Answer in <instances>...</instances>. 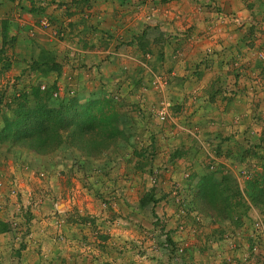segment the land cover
Instances as JSON below:
<instances>
[{"label": "rangeland", "instance_id": "374dc122", "mask_svg": "<svg viewBox=\"0 0 264 264\" xmlns=\"http://www.w3.org/2000/svg\"><path fill=\"white\" fill-rule=\"evenodd\" d=\"M142 1L128 5L129 18L142 17L127 19L126 36L82 33L83 49L64 57L27 30L21 82L0 78V132L45 90L54 105L109 102L120 132L94 156L68 143L40 155L0 142V264H264V241L252 249L264 199L255 205L246 187L264 188V5L253 19L241 14L255 7L247 1L163 11ZM209 11L219 21L203 20ZM222 30L246 44L226 64L218 55L234 37ZM238 84L245 94L231 102Z\"/></svg>", "mask_w": 264, "mask_h": 264}, {"label": "crops", "instance_id": "0c3cea01", "mask_svg": "<svg viewBox=\"0 0 264 264\" xmlns=\"http://www.w3.org/2000/svg\"><path fill=\"white\" fill-rule=\"evenodd\" d=\"M154 1L155 7L159 8L158 11H163L165 9L164 7L166 6L167 8H172L173 5L181 6V4L183 5L185 3V0ZM201 1L202 3L200 5L204 3L211 7L209 10H212L215 6L218 7L220 3L231 4V6L235 5L238 7L240 5V1H247L250 5H255V7L252 10L248 9V14L245 11H242L241 14H246V17L249 16L253 19H260L258 14L261 12V6L264 5V0H228L232 1L231 3H227V0ZM142 2V0H40L39 2H35L34 0H0V72L4 73L0 78L5 77L6 83H8V85L21 82L19 75L22 73V71L19 70L28 68L30 63V60L29 63L26 62V58H24L25 56L21 57V53L27 52L28 54H31L33 50V48L30 46L26 48L25 42L23 40L27 30L34 29L36 32L35 42L40 43L41 46L43 45V48H45L47 51H50L51 53L53 52L54 54L60 53V55L64 57L66 54L64 51L66 50L77 51L79 48L80 50L83 49L81 45H77L79 41L78 38L83 37L82 33L88 35L87 40L89 41H91L92 37L96 38L95 35H92L95 34L93 33V30L95 32L103 30L105 34L112 35L113 37L119 35L121 36L122 33H124V36H126L128 30V25L126 22L127 19L131 18L127 16L128 5L130 4L132 9L133 7L138 9V5ZM19 7H22L21 10L23 13L20 12L18 9ZM207 13H202L205 18L203 20H206L207 22L219 21L218 15L220 13H212L210 11ZM37 15L39 16L38 20L41 21V19H46L48 22H50V25H48V27H42L44 28L43 30L40 29V22V25H36L33 20ZM157 15V19L160 18L163 20H168L171 16L166 15V13H158ZM140 17H142L141 12L140 14L135 13L133 18H131L133 19L135 25L140 23L138 21ZM5 30L8 31L7 35L12 37L13 44L11 45L3 44L2 32ZM59 34L62 36L64 35L65 39L63 42L58 41ZM223 34H225V37H234V41L230 43L226 49L223 47L222 52L218 55L219 57L222 56L218 58V61L224 62L226 64L227 56H233L239 49L242 50L246 44L242 43L243 40L241 37L243 34H229L227 32H223ZM207 35H211V38L218 36L214 32H207ZM69 37L74 38V40L69 42L67 40ZM89 45L92 44L89 42ZM76 47L79 48L77 49ZM211 49L212 51L210 52V57L208 58V60H211L210 64L216 62V58H211L216 57L213 50L214 48L211 47ZM209 50L210 49H208V51ZM87 52L91 51L87 50ZM224 81L226 84L229 83L226 79H224ZM235 87L238 89L233 87L234 90H231V92L227 93V98L231 100V102L239 100L240 95L245 94L243 85L240 86L238 84ZM2 260L3 259L0 257V262Z\"/></svg>", "mask_w": 264, "mask_h": 264}, {"label": "trees", "instance_id": "16d2710c", "mask_svg": "<svg viewBox=\"0 0 264 264\" xmlns=\"http://www.w3.org/2000/svg\"><path fill=\"white\" fill-rule=\"evenodd\" d=\"M7 32H2L5 45L8 40ZM10 41H13L12 38ZM48 61L57 71L60 66L52 60ZM45 91L42 94L38 91L34 93L35 101L32 106L26 108L21 105L23 110L25 109L24 114L15 116L12 122L3 128L0 132V142L16 143L18 148H25L40 155H48L68 143V146L79 148V151L85 152L87 156H94V153L99 154L100 148L107 145L108 140H114L116 135L120 134L109 102L92 98L80 104L75 99H64L54 105L50 102L51 93ZM1 103L0 94V110ZM246 187L251 192L247 196L255 205L263 201L264 188L259 189L255 183H248Z\"/></svg>", "mask_w": 264, "mask_h": 264}, {"label": "built area", "instance_id": "2783aa9c", "mask_svg": "<svg viewBox=\"0 0 264 264\" xmlns=\"http://www.w3.org/2000/svg\"><path fill=\"white\" fill-rule=\"evenodd\" d=\"M236 23H239V19L238 18H235L234 19ZM40 24L42 25V27H48V21L43 19L40 21ZM262 58H264V54H261L260 55ZM154 85L155 87H163L160 80L159 79H156L154 81ZM157 85V86H156ZM41 89H45V86L42 85L41 86ZM164 115H165V111L164 109L162 111L159 112V116H160V119H164ZM253 230L256 232V235H260L261 237H259V239L255 237H253V242H252V249H254V253H256L258 251V249L260 248L259 247V243H258V240L260 241H264V220L260 219V218H256L254 220V223H253Z\"/></svg>", "mask_w": 264, "mask_h": 264}]
</instances>
